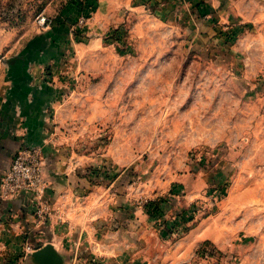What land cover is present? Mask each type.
<instances>
[{"label": "rangeland", "instance_id": "obj_1", "mask_svg": "<svg viewBox=\"0 0 264 264\" xmlns=\"http://www.w3.org/2000/svg\"><path fill=\"white\" fill-rule=\"evenodd\" d=\"M47 78L42 152L7 129ZM32 149L55 264H264V0H0L6 170Z\"/></svg>", "mask_w": 264, "mask_h": 264}, {"label": "crops", "instance_id": "obj_2", "mask_svg": "<svg viewBox=\"0 0 264 264\" xmlns=\"http://www.w3.org/2000/svg\"><path fill=\"white\" fill-rule=\"evenodd\" d=\"M94 18L98 19L99 15H95ZM31 84L33 89H25L24 86L19 89L20 97H24L26 101L19 102V105L14 107L16 113L14 123H12V129L7 130L12 134H17L13 131L22 130L25 143L30 146H39L42 152H45L43 144L46 143L40 133L46 128L45 114L50 107V100L58 96V87L51 84L48 78L47 80L31 79ZM17 135L14 136L17 137ZM10 153L9 151L2 156L0 152V182L9 166ZM52 173L45 170L44 175L49 179ZM51 188L50 184L48 191ZM44 208L50 211L54 209L53 205L48 206V204L46 207L42 204L38 206L36 201H33L32 192L2 194L0 186V264H42L37 253L47 245L55 249L56 237L49 234L50 215L47 213L43 218Z\"/></svg>", "mask_w": 264, "mask_h": 264}, {"label": "built area", "instance_id": "obj_3", "mask_svg": "<svg viewBox=\"0 0 264 264\" xmlns=\"http://www.w3.org/2000/svg\"><path fill=\"white\" fill-rule=\"evenodd\" d=\"M37 153L34 149L27 150L24 155L15 158L1 180L2 194H14L21 191L32 192V188L39 183V168L35 161Z\"/></svg>", "mask_w": 264, "mask_h": 264}, {"label": "water", "instance_id": "obj_4", "mask_svg": "<svg viewBox=\"0 0 264 264\" xmlns=\"http://www.w3.org/2000/svg\"><path fill=\"white\" fill-rule=\"evenodd\" d=\"M37 256L40 259L42 264H55L54 262V250L50 245H47L43 249H41Z\"/></svg>", "mask_w": 264, "mask_h": 264}]
</instances>
